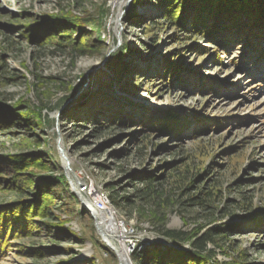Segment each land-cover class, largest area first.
Segmentation results:
<instances>
[{
	"label": "rangeland",
	"instance_id": "374dc122",
	"mask_svg": "<svg viewBox=\"0 0 264 264\" xmlns=\"http://www.w3.org/2000/svg\"><path fill=\"white\" fill-rule=\"evenodd\" d=\"M164 16L159 0H0V264H119L83 180L129 264L191 249L163 230L215 236L206 264H264V31L260 52L226 48Z\"/></svg>",
	"mask_w": 264,
	"mask_h": 264
},
{
	"label": "trees",
	"instance_id": "16d2710c",
	"mask_svg": "<svg viewBox=\"0 0 264 264\" xmlns=\"http://www.w3.org/2000/svg\"><path fill=\"white\" fill-rule=\"evenodd\" d=\"M159 3L163 5V14L166 15L164 16L165 20L170 19L173 21L170 17L176 15L174 22L176 25L183 27L187 16V18L189 17L188 19H191L192 32L198 36L210 39L212 36L217 35L218 32H223L225 34L220 37L222 39L221 45L229 48L230 45L238 42L235 38L238 34V36L246 37L247 46L252 47L253 52H260L258 43L263 41V36L259 32L264 31V0H159ZM242 16L246 17L242 18ZM212 19L215 21L212 22ZM225 21L230 22L235 30L228 32ZM213 25L217 27L218 31L216 33L211 32ZM87 26L97 27L98 29V26L91 22H88ZM253 27L256 29H252ZM167 59L164 62L163 70L165 72L163 71V73L177 75L175 64L173 65L169 61V57ZM173 119L179 120V117L170 116L168 121ZM169 124L170 122L165 124L168 126H164V132H169ZM144 184L150 186L151 179L145 178ZM135 194L140 196L141 199H151L153 192H147L146 194L143 190H135ZM192 201L196 205H203V200L200 196L194 197ZM112 202L117 203L113 200ZM47 212L49 213L50 211ZM152 219L159 223L162 222L155 214L152 215ZM161 227L163 229L164 224H161ZM231 230L232 228L228 227L221 233H227ZM163 236L177 246L188 243L191 249L188 251L182 249H167L163 251L159 248L145 250L137 260L141 261L140 259H143L148 264H206V258L214 256V252L208 251L206 247L209 243H215V236L213 237L211 234L207 233L197 238V234L190 236V234L182 231L163 230Z\"/></svg>",
	"mask_w": 264,
	"mask_h": 264
},
{
	"label": "bare ground",
	"instance_id": "6f19581e",
	"mask_svg": "<svg viewBox=\"0 0 264 264\" xmlns=\"http://www.w3.org/2000/svg\"><path fill=\"white\" fill-rule=\"evenodd\" d=\"M126 1V0H124ZM124 4L121 6V10ZM63 154L64 163L69 164L70 160L66 154V152L61 148ZM68 167V166H67ZM70 166L67 170L70 173ZM100 198L103 201H106L107 210L102 213H96L95 219L96 227L101 235V238L110 245L119 258V264H129V252H130V245L128 243V233L127 231H123V228L116 222L114 212L110 208V202L108 200V196L101 190L97 189ZM81 193V192H80ZM84 203L89 206L91 209V202L85 199ZM91 204V205H90ZM94 209V206H92ZM131 264V263H130Z\"/></svg>",
	"mask_w": 264,
	"mask_h": 264
},
{
	"label": "built area",
	"instance_id": "2783aa9c",
	"mask_svg": "<svg viewBox=\"0 0 264 264\" xmlns=\"http://www.w3.org/2000/svg\"><path fill=\"white\" fill-rule=\"evenodd\" d=\"M82 186L78 188V191L81 192L94 206V211L97 213H102L107 210L106 201H103L97 191V188L90 186V183L84 181L81 183Z\"/></svg>",
	"mask_w": 264,
	"mask_h": 264
},
{
	"label": "water",
	"instance_id": "95a60500",
	"mask_svg": "<svg viewBox=\"0 0 264 264\" xmlns=\"http://www.w3.org/2000/svg\"><path fill=\"white\" fill-rule=\"evenodd\" d=\"M101 236V235H100Z\"/></svg>",
	"mask_w": 264,
	"mask_h": 264
}]
</instances>
